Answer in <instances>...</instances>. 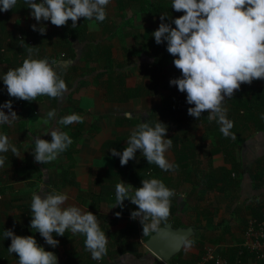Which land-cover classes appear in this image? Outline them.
<instances>
[{
    "label": "clouds",
    "instance_id": "obj_1",
    "mask_svg": "<svg viewBox=\"0 0 264 264\" xmlns=\"http://www.w3.org/2000/svg\"><path fill=\"white\" fill-rule=\"evenodd\" d=\"M31 9L30 15L39 23L50 21L57 27L65 26L69 20L77 26L79 18L103 22L110 0H24ZM17 0H0V11L13 9ZM171 7L184 14L166 23L165 15L160 16V24L152 32L157 44L167 42V51L174 57V66L181 76L170 79L182 93L186 102L194 105L187 109L188 115L199 119L205 111L208 120L220 125V132L226 138L235 140L231 132L233 122L228 119L227 108L223 106L225 97L231 98L241 84H251L254 80H264V0H172ZM175 27H172V24ZM40 34L46 32L43 24L31 25ZM56 61L34 58L33 48L27 49V57L22 65L10 68L2 76L10 97L32 102L39 96L59 98L67 90L66 82L58 74ZM9 111L6 114L3 109ZM13 110L12 100L0 104V125L12 126L18 119ZM264 119V114L261 116ZM84 118L76 113L57 119L55 109L46 113L43 124L55 121L57 125L83 123ZM39 126V122H38ZM51 129V130H50ZM51 141L34 136L32 154L38 163H50L73 143L69 134L52 127ZM167 126L160 120L150 123L140 122L130 130L127 145L121 151L111 148L113 156H119L121 166L134 159L137 150L163 171H174L177 167L166 159L165 153L172 146V139L166 138ZM16 157L21 153L6 134L0 133V153L8 151ZM6 157L0 156V167ZM141 187H134L122 180L115 185L116 203L123 207L125 199L137 206L130 214L131 219L139 218L143 236L157 232L162 221L170 215V198L175 195L162 180L142 179ZM44 192L42 195L41 193ZM69 196L57 190L32 192L30 228L38 231L48 245L58 246V236L70 230L73 236L84 237V247L93 260H102L107 255L108 237L100 228L97 216L75 204L68 203ZM120 212L116 213L119 217ZM4 239L11 238L9 253L18 256V264H58V257L52 251L40 246L32 235H17L6 229ZM173 259V258H172Z\"/></svg>",
    "mask_w": 264,
    "mask_h": 264
},
{
    "label": "crops",
    "instance_id": "obj_2",
    "mask_svg": "<svg viewBox=\"0 0 264 264\" xmlns=\"http://www.w3.org/2000/svg\"><path fill=\"white\" fill-rule=\"evenodd\" d=\"M126 1L128 2L127 8L118 12L116 8L118 6V0H110V5L115 11V17H110L117 18V23L119 24H121L123 16L128 19L126 36L122 37L118 34L110 36L109 34H106V36L103 37L102 35L104 33L98 32L99 35L95 40L105 38L103 47L110 45L112 56H114V43L112 42L117 39L121 43L122 48L121 56L123 57V60L120 61L123 62L127 60L125 69L128 74L127 86L138 84L151 85L155 81V85L149 88V90H153L155 93H146L141 97L131 98L125 101L110 99L106 89L99 87V85H97L98 87L96 85H91L89 88L85 85L75 93L74 98L79 101L80 107L84 110L83 118L85 126L87 127L86 130H90V133L94 131V133L92 135L86 133L81 142L78 144L80 149L79 152L75 154L74 170H76V178L80 184L79 187H75L74 185L67 186L62 188L61 192L68 194L69 204H75L82 208H87L88 211L93 212L97 216L100 228L108 237L107 255L103 257L101 264H178V260H175L174 262L172 260L164 262L151 252L146 246V241L150 236L146 239L145 236H143L142 231L133 232L130 235H125L126 233H123L128 229L129 225L132 224V220L123 215H120L119 217L116 216V213L120 212L119 205L113 207L116 203V176L106 177V175L100 174L99 170H96V174L94 175H92L91 172L92 166L101 170L111 168L120 170V158L113 156L111 153L105 154L103 151V144L108 140H114L122 137H125L124 142L126 143L130 135V130L140 122H145V118L153 112L156 113V118L163 122L167 127L172 126V123H170L171 116L169 114H165L161 108L164 104V99H169V94L172 92V90L164 87L163 85L165 82L170 81L172 76L171 73L177 68L173 63L174 57L167 51V42L165 41L161 44H157L152 36V32L158 28L161 22L160 16L162 14L165 15L164 22L171 23V20L183 15L184 13L177 12L171 7L172 0ZM147 7L148 9H146ZM2 14H7V11H3ZM7 22L8 20L1 22L3 24L0 25V32L3 31V33L9 35L10 31L9 27L7 29ZM172 27H175L174 23L172 24ZM12 41L13 40L10 38L7 42ZM99 45L100 44H98L97 47H100ZM93 47L96 48V45L93 44L91 47L87 46L83 48L84 50L82 49V51L79 52V61L81 60V56L84 54V51H86L85 53L88 55ZM2 49L6 54L7 50L4 47ZM8 50L10 51H8L5 56L7 59L10 58V62H7V60L4 61L9 64H12L14 61L15 64H18L12 57L15 53H17V49L12 48L11 46ZM94 50V69L91 68L93 74L97 73V71L101 69L100 57L96 54V49ZM141 53H148L150 58L148 57V59H144L142 62H139L140 56L138 55ZM139 65H143L144 67L143 75H147V71H149L148 78L140 80L139 72H134ZM10 68L12 67L7 66L5 70H0L1 74L6 73ZM83 69H88L86 62L85 66L83 65ZM1 81L2 80H0V89L2 88L5 90L6 86L3 81ZM7 100H12V103L16 101L9 96L6 101ZM2 102L3 101H0V104H2ZM226 102L227 104L224 105V107L228 110L227 116L229 119L231 104L229 103V97L227 96ZM60 107L61 106L59 105L57 108L55 106L58 116L62 112H60ZM13 110L17 113L19 118L13 122L12 126L3 124L0 128V133L6 134L9 137L10 142L15 144L19 149L21 157L14 156L10 150L7 153H0V156L6 157L4 166L0 167V228H12L17 235L34 236L40 246L44 247L47 251L54 252L57 255L58 264H95L97 260H93L90 253L85 250L84 237L82 235L73 236L70 230H67L63 236H58L53 233L54 238L59 241L58 246L53 248L45 242L44 238L38 231H33L30 228L32 213L31 210H28L26 204L31 203L33 191H38L40 189L46 191L48 188V179L53 178L50 170L46 180L39 182V174L40 171L45 170V164L38 163L34 160V156L32 154L34 146L33 137L41 136L42 139L50 141L52 139L50 135L51 129L49 132L45 133L44 131H40L41 129L28 127L26 123V113L23 111L18 112V106L14 105ZM8 111L5 110V113L7 114ZM205 114L208 116L207 111H205ZM118 117H122V121L120 123H118ZM53 124L50 128L54 127ZM195 124L199 125L197 131L206 135V143L207 141L210 142V145L208 144V146L205 144L207 148L218 145L217 143L219 141L216 137V140H214L213 134H210L209 136V133L206 131V124L203 122L196 121L188 123L187 125L195 128ZM183 125L187 126L186 124ZM183 125L180 129L176 125L175 127L172 126V130L167 131L166 138H169L170 136H173L177 132L183 130L185 133L190 135L195 142H198L196 141V137L192 136L191 130L186 129ZM254 126V130L252 129L253 131L250 134L249 132L246 133L247 135L245 136V141L239 144L240 149H237V160L241 162V167L237 172L238 177L236 181L234 180L233 182H230L228 186H222L225 188H221V190L215 188L213 191L206 190L204 186L202 187L199 184L193 187L194 190L191 191L190 188L192 187L189 183L181 184L180 182L179 190H176L175 195L171 197V200L174 201L177 208L175 218L180 221L182 226H193L196 230V234L193 235L184 245L186 248L184 249L183 247L182 249V251H184L183 257L185 259L192 261L193 259L198 258L202 252L200 248H202L203 244H205L203 241L207 240H215L216 243L212 244L222 254V250H225L232 244L231 239H233L234 236L237 238H242L244 236L248 219L250 217H257L254 216L255 212L252 210L255 207H258L259 203H257V197H251L250 195L253 191L252 183L255 178L256 169H258V166L263 159L264 131H259ZM95 128L97 130H95ZM166 153V159L174 164L176 161V154L174 153L172 147ZM138 157H143L140 150H137L136 152L135 158L138 159ZM135 158L134 161H137ZM61 159L63 160V158ZM224 161V153L222 152L205 154L204 151H202L200 152V156H198L196 163L198 166H208L210 170L212 163H215V166H218L221 163L224 164ZM54 164V161L51 162L49 164V169L53 168ZM30 166L31 168L38 170L35 188L25 191L27 188L25 187L23 192L19 193L17 185L20 182L28 181V176L25 174V171L26 168ZM168 172H172L171 174L174 176L175 186L179 181V172L175 170ZM186 185H188V195L190 196L195 194L194 196L198 199L192 208L195 214H192L191 219L189 220L187 219L188 216L182 211V207L185 205V203L183 204L182 202L185 194H182L181 188ZM41 186H45V188H42ZM129 188L130 192H134V187L129 186ZM80 190L82 194H80ZM41 194L43 195L44 192ZM222 195L230 200L232 197L238 196L240 199H245L246 204L253 203L252 200L255 198V203L249 206V212L247 213L245 211L246 208L240 209L238 202H235L232 207L237 211L243 210L244 214H242L241 211L237 215H232V213H230L232 218L229 219L231 220H229L227 224H224L219 218L220 216H223L221 212L222 208L217 204L219 197ZM260 197L264 198V195ZM249 199H251V202L248 201ZM227 202L230 203L229 200H227ZM19 206H21L22 209H20ZM114 218H117L116 223H112ZM234 218L239 221L240 225H242L241 223L245 224V226L241 229V232L234 230V224L232 222ZM188 221H193L195 224L188 223ZM126 232L128 233V231ZM237 232H239V234H237ZM209 234L212 236L210 237ZM3 250V256L6 258L2 259L0 264H18V261L14 259L16 255L15 253H9L8 249H5L4 245ZM251 260L253 259L248 258L246 261L238 260L235 264H257V262H259L256 259L257 261L255 260V263H251Z\"/></svg>",
    "mask_w": 264,
    "mask_h": 264
},
{
    "label": "trees",
    "instance_id": "obj_3",
    "mask_svg": "<svg viewBox=\"0 0 264 264\" xmlns=\"http://www.w3.org/2000/svg\"><path fill=\"white\" fill-rule=\"evenodd\" d=\"M126 0H118V6L116 7L118 12L121 10H125L127 8ZM145 9V8H144ZM148 9V7L146 8ZM145 9V10H146ZM3 11H0V25H2L5 20L9 19L10 13H22L28 16L31 13V9L24 3V0H17V4L7 11V14L3 15ZM107 17L103 22H98L93 20H85L83 17L79 18L77 22V26L75 28L72 27V21L69 20L65 26H61L60 29H55L51 31L52 33H44L40 41L35 42V40L28 37V32L20 28L19 30L22 32L15 34L14 41L9 42L7 47H4L6 50L12 48L17 49V53H15L14 59L18 63V65H22L23 59L27 57V49L33 48L34 50V58H47L50 62L56 61L54 67L59 75L65 80L67 90L63 93V95L54 100V104L56 108L59 106L62 107V104H69V112L70 114L76 113L83 117L84 110L80 107L79 101L74 98L75 93L83 86L88 85L84 79L76 78L72 82H70V74L76 72L78 69H81V65H79L80 53L83 48L91 45H96V48H92L90 50V54H82L81 59L83 58L87 62L88 68H93V62L95 60V56L93 52L96 49V54L100 57L101 69L97 71L98 78H102L107 76L105 81L103 82V88L106 89V92L110 99L112 100H128L131 98L141 97L146 93H155L153 90H149L150 87L155 85V81L151 85H133L127 86V77L128 74L125 71L127 60L116 62L112 56L111 46L107 45V47H103V43L105 38L100 40H90V35L95 32H103V37L106 34L113 36L114 34H118L122 37L126 36L128 19L123 16L121 20V24L117 23V18H111L106 9ZM121 16V14H120ZM33 32V31H32ZM38 31L33 32L32 36H36ZM10 36L11 32L9 33ZM20 34L22 37L20 38ZM112 34V35H111ZM33 42V43H32ZM12 43V44H11ZM68 45V55L66 60L59 61L55 58H50L46 54H44V49L47 46H60V45ZM100 44V47H97ZM3 43L0 45V62L7 60L10 62V58H6V54L3 51ZM84 50V49H83ZM143 53V52H142ZM139 54V62H142L144 59L150 58L148 53ZM70 60V61H68ZM68 61V62H67ZM83 68V67H82ZM127 75V77H126ZM171 79L177 78L181 76V72L179 69L174 70L171 73ZM164 87L172 90L169 99H164V104L162 106V110L165 114H169L171 116L172 126H178L179 129L183 124H188L196 121L203 122L206 124V131L216 137L219 141L214 147L207 148L206 145H201L198 142H195L193 138L185 133L183 130L177 132L175 135L170 136L172 139V149L174 150L176 161L174 165L177 167L175 171L179 172V181L174 186V176L171 174L172 172L163 171L155 164H148L147 159L143 156L142 158H135L129 160L127 165L120 166V170L111 169H97L93 166L91 167L92 175L96 174V170L100 171V174L106 175V177L116 176V182H120L121 180L127 184H130L131 187H141L142 179H151L157 178L164 182V184L169 188L174 190H179V183H189L192 188L191 191L194 190L193 187L196 185L204 186L206 190L213 191L215 188L221 190V188H225L222 186H228L230 182L236 181L239 171L241 167V162L237 160V149L239 148V144L245 141V133L248 131H252L253 126L257 128V130L264 131V119L261 118L262 114H264V80H254L251 84H241V87L238 91L234 92V95L229 98L230 105V114L229 119L233 122V127L231 132L235 133V140L231 138L225 139L223 134L220 132V125L215 121H209L205 112L201 114L199 119H196L193 116L188 115L187 109L189 107H193L194 105H189L186 102V93H182L178 90V88L174 85H170L169 82H165ZM174 94V95H172ZM173 98V99H172ZM59 103V104H58ZM14 106H18L22 108L23 112L28 110L29 102L21 99H16ZM61 107L60 112L62 111ZM160 109V110H161ZM157 111V110H156ZM129 119V118H128ZM122 121V117H118V123ZM145 121L150 123H154L158 121L156 118V113L153 112ZM124 123V122H122ZM254 124V125H253ZM251 125V126H250ZM172 126L167 127L168 130H172ZM66 128L63 131L67 132L71 137L73 143L67 148V150L59 155L60 158H63L64 162H67V165L63 167L62 171L59 174L58 180H54L53 178H49L47 182V190L52 191L57 190L61 192V189L67 186H75L79 187V182L76 178V170L75 168V154L79 152L78 144L81 142L82 138L87 134L92 135L94 133L90 130H86L85 121L83 123H73L71 125L65 126ZM95 130H97L95 128ZM213 132V133H212ZM245 135V136H244ZM224 137V138H223ZM215 139V140H216ZM224 139V140H223ZM125 137L116 138L114 140H108L103 144V151L105 154L111 153L109 150L111 148H116L118 151L124 149L127 145L124 142ZM223 140V141H222ZM51 141V140H50ZM220 143V144H219ZM34 149V146H33ZM240 149V148H239ZM204 151V153H224V164H219L215 166V163L211 164V169L209 171H204L200 168L196 161L198 156H200V152ZM119 158V156H117ZM262 162L259 164L258 169L255 172V178L253 180L252 186L253 191L250 195L251 197H260L264 195V151L262 155ZM51 163V162H50ZM46 163L44 165L45 170L40 171L39 174V182L46 180L47 175L49 174V164ZM48 165V166H47ZM230 165V167H229ZM47 170V171H46ZM50 177V175H49ZM189 189V191H190ZM185 190V189H184ZM134 193V192H130ZM80 194H82L80 190ZM264 200H257L259 203L258 207H255L252 211L255 212L254 216H261V203ZM170 215L167 220L162 221L159 225L162 226L165 223L172 221L175 227L182 226L180 221L175 218L176 212V204L170 198ZM31 203H27L26 207L30 210ZM22 209L21 206H19ZM137 206L131 203L130 200L126 199L123 207L120 206L121 215L130 218V214L132 211L136 210ZM131 219V218H130ZM139 219V218H138ZM138 219H131L132 224L129 225L128 229L123 233L125 235H130L133 232L142 231V225ZM117 218L112 220V223H116ZM247 224V223H246ZM6 229L12 228H0V261L4 258L2 251L3 245L5 249H8L11 243V238L4 239V231ZM13 230V229H12ZM14 231V230H13ZM128 231V233L126 232ZM154 233V232H151ZM150 233V234H151ZM149 235H144L147 239ZM242 238L233 237L231 239L232 244L227 247L225 250H222V257L227 258L229 264H235L236 261H246L248 258L256 260L254 253L250 252L247 249H244L240 246L242 242ZM186 246H184V249ZM7 251V250H6ZM204 250H202L201 254L198 258L193 259L192 261L183 259L181 264H193L200 258L203 254ZM174 258V257H173ZM15 260L18 261V256L15 255ZM257 261V260H256ZM174 262V261H173ZM264 264L259 261L257 264Z\"/></svg>",
    "mask_w": 264,
    "mask_h": 264
},
{
    "label": "rangeland",
    "instance_id": "obj_4",
    "mask_svg": "<svg viewBox=\"0 0 264 264\" xmlns=\"http://www.w3.org/2000/svg\"><path fill=\"white\" fill-rule=\"evenodd\" d=\"M108 13H109V16L111 17H115V11H114V8L111 7L110 3L109 5L106 7ZM33 24H37V27H40L41 24H43L44 26H46V32L45 33H52L51 31L55 30V29H60V27H57L55 25H52L50 21H41V22H37L35 20L34 17H32L30 14L28 16L22 14V13H10L9 14V19H8V22H7V29L9 27V31L11 32V35H7L5 33H3V31L0 32V45L3 43V47H7V44L11 38V40L14 41V38L15 35L14 34H17V33H21L22 32L19 30L20 28H22L23 30H25L26 32H28V37L29 38H32L35 40V42L37 43V41H40L41 37H42V34H40L39 32L36 34V36H32V33L33 32H36L32 29L31 25ZM33 31V32H32ZM99 33L98 32H95V33H92L90 35V40L93 41L95 40L97 37H98ZM9 38V39H8ZM12 41V42H13ZM112 43H114V47H113V51H114V60L117 62V61H120V60H123V57L121 56L122 55V51H121V43L116 39L115 41H113ZM68 45H60V46H47L45 49H44V54H46L47 56H49L50 58H55V59H58L59 61H65L66 58H67V55H68V52H69V49L67 47ZM10 51L7 49L6 51V54L7 52ZM14 58V56H12ZM80 59V58H79ZM63 61V62H64ZM70 61V60H68ZM67 61V62H68ZM79 65H81L83 67V65L85 66V60L82 58L80 61H79ZM87 64V62H86ZM16 65V66H15ZM7 66H10V67H18L20 65L18 64H15V62L13 61L12 64H9L7 63L6 61H1L0 62V70H5V68ZM143 65H139L137 67V69H135L134 72H139V78L140 80H143L144 78H148L149 76V71H147V75H143ZM96 69V68H95ZM171 73V72H170ZM5 74V73H4ZM3 73L1 74L0 72V78H2V76L4 75ZM70 82H72L74 79L76 78H82L84 79L88 85H86V87H90L91 85H99V87H103L102 85H104V81H105V78L106 76L102 77V78H98L97 76V73H94L93 74V71L90 68H88L87 70L86 69H78L76 72H73L70 74ZM127 77V75H126ZM2 80V79H0ZM3 81V80H2ZM1 81V82H2ZM98 87V86H97ZM84 90V89H83ZM77 95V94H76ZM8 93H7V88L4 90V89H0V101H3L2 104L6 101V99L8 98ZM162 96H163V93H162ZM10 97V96H9ZM13 98L14 100H16V98L14 97H11ZM55 99L54 98H50L48 96H39L37 97V100H34L32 102H29V106H28V110L25 112L26 115H27V119H26V123H27V126L32 128L34 127L35 129H41L40 131H44L46 132L48 129H50V126H52V124L54 125V127H59L60 130L63 131V128H65L64 125H57L55 123V121H52V122H49V124L45 125L43 124V120L44 118H46V113L52 109H55V105H54V101ZM163 100V99H162ZM227 102H226V97H225V101L223 103V106L226 105ZM63 105V104H62ZM69 104L68 103H65L63 106H62V112L59 114H57V119L60 118V117H63L65 115H68L70 114L69 112ZM6 111H8L7 108H5ZM5 110H3L5 112ZM22 111V108L21 107H18V112H21ZM37 113H35V112ZM57 113V111H56ZM19 117V116H18ZM38 122H39V126H38ZM198 124V123H196ZM194 125L195 128L191 127L190 125H183L186 129H190L191 130V134L193 137H196V141H198L199 144L201 145H205L208 144L210 145V142L207 141L206 143V135L205 134H201L197 131V129L199 128V125ZM193 125V124H191ZM3 126L0 125V128ZM254 130V129H253ZM252 130V131H253ZM252 131H248L249 134L252 132ZM246 132V133H248ZM245 133V135H247ZM244 135V136H245ZM19 138V136H18ZM224 138V137H223ZM225 139H227L225 137ZM214 140H215V137H214ZM224 140V139H223ZM222 140V141H223ZM167 154V153H165ZM167 156V155H165ZM54 167L53 168H50V172L54 178V180H58L59 178V173L61 171V169H63V167H65V165H67V162H64L60 157H58L57 160L54 161ZM203 166V167H201ZM200 168H202V170H209L208 166H205V165H199ZM37 169L35 168H31L30 167H27L26 168V171H25V174L28 176V181L27 182H20L18 183V192L19 193H22L23 190L25 189V187H27L25 189V191H29L33 188H35V184L37 182ZM43 186V185H42ZM41 186V187H42ZM42 188H45L42 187ZM180 188V187H179ZM185 189V190H184ZM181 192L182 194H185L184 197H183V204L185 203V205L182 207V211L184 212L185 215H187V219H191V216L192 214H195L194 210L192 209L193 208V205L194 203L198 200L193 194V195H188V185H186L185 187L183 186L181 188ZM227 198H225L223 195L219 197V200L217 202L218 206L222 208L221 212L223 214V216H220L219 218L221 219L222 223L224 224H227V222L231 219L229 218H232V216H230V213H232V215H237L240 211L242 212V214H244V211L243 210H240V211H237L236 209H234L232 207V205L235 203V202H238V205H239V208L243 209V208H246V212L248 213L249 211V206H251L252 204L255 203V198H253L252 202L253 203H248L246 204V200L245 199H240L238 196L237 197H232V199H227L230 201V203L227 202L226 200ZM260 199H263V197H257V200H260ZM249 202H251V199L248 200ZM204 203V202H203ZM246 217V216H245ZM233 224H234V230L235 231H240L241 232V229L245 226L244 223H241L242 225H240L239 221L237 219H233L232 220ZM188 223H194L193 221H188ZM195 224V223H194ZM197 225V224H196ZM237 234H239V232H237ZM243 235V234H242ZM209 236L211 237L212 235L209 234ZM205 244H203L202 248H200L201 250H204L207 251L206 247L204 248L205 245H212V243H216L215 240L214 241H211V240H207V241H203ZM183 252L182 253H179L178 255H176L174 257V259H172V261H175V260H178V261H183V259H185L183 257ZM251 263H255L254 260H251ZM179 264H181V262H179Z\"/></svg>",
    "mask_w": 264,
    "mask_h": 264
},
{
    "label": "built area",
    "instance_id": "obj_5",
    "mask_svg": "<svg viewBox=\"0 0 264 264\" xmlns=\"http://www.w3.org/2000/svg\"><path fill=\"white\" fill-rule=\"evenodd\" d=\"M261 210L260 217L248 219L240 246L254 253L256 259L264 263V200L261 202ZM205 247L207 251L203 252L193 264H229L227 258L222 257L215 246L207 245ZM101 263L102 260H97L95 264Z\"/></svg>",
    "mask_w": 264,
    "mask_h": 264
},
{
    "label": "water",
    "instance_id": "obj_6",
    "mask_svg": "<svg viewBox=\"0 0 264 264\" xmlns=\"http://www.w3.org/2000/svg\"><path fill=\"white\" fill-rule=\"evenodd\" d=\"M195 234L196 230L193 226L175 227L173 222L169 221L150 235L146 246L162 261L169 262L182 252L186 242Z\"/></svg>",
    "mask_w": 264,
    "mask_h": 264
}]
</instances>
